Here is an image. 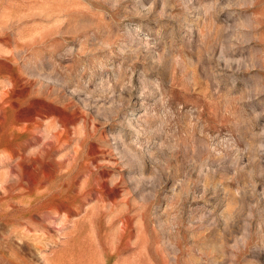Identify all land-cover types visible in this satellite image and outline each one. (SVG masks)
Returning <instances> with one entry per match:
<instances>
[{"label":"rangeland","instance_id":"1","mask_svg":"<svg viewBox=\"0 0 264 264\" xmlns=\"http://www.w3.org/2000/svg\"><path fill=\"white\" fill-rule=\"evenodd\" d=\"M0 264H264V0H0Z\"/></svg>","mask_w":264,"mask_h":264}]
</instances>
